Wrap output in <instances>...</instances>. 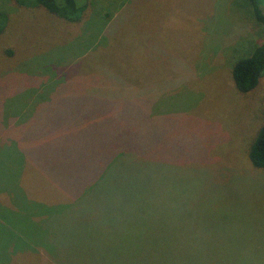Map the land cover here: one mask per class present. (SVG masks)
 <instances>
[{"label": "rangeland", "instance_id": "obj_1", "mask_svg": "<svg viewBox=\"0 0 264 264\" xmlns=\"http://www.w3.org/2000/svg\"><path fill=\"white\" fill-rule=\"evenodd\" d=\"M15 1L0 0V264H264L247 153L264 75L247 94L231 76L264 42L250 5L76 0L68 22Z\"/></svg>", "mask_w": 264, "mask_h": 264}, {"label": "trees", "instance_id": "obj_2", "mask_svg": "<svg viewBox=\"0 0 264 264\" xmlns=\"http://www.w3.org/2000/svg\"><path fill=\"white\" fill-rule=\"evenodd\" d=\"M246 1L251 9L255 20L264 27V13L261 10L258 0H244ZM21 5L23 2L20 0L15 1ZM24 5V4H23ZM29 7H42L47 10L50 14H53L68 22H78L85 10L86 5H78L76 0H30ZM4 13L0 12V16H4ZM1 32V31H0ZM264 75V42L255 46L247 57L237 60L231 68V76L234 87L238 93L247 94L254 90ZM248 158L252 166L258 169H264V110L262 113V124L259 127L255 137L251 140L248 148ZM120 164V163H119ZM141 166V163L136 160L133 162V166ZM137 171L130 172V190L136 192L135 198L145 196L146 191H142L139 185L135 183L137 178ZM72 229V231L66 232L70 236L76 235H88L91 232V228L83 227L79 228H66ZM121 237H116L114 244L116 245L115 251H120L121 246L119 244ZM155 252V249H153ZM146 254H150V250H145ZM143 260V259H142ZM141 260V261H142ZM167 263H170V259H166Z\"/></svg>", "mask_w": 264, "mask_h": 264}]
</instances>
